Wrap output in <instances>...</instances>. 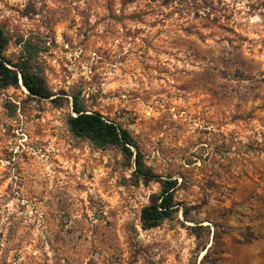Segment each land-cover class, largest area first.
<instances>
[{
  "label": "rangeland",
  "instance_id": "rangeland-1",
  "mask_svg": "<svg viewBox=\"0 0 264 264\" xmlns=\"http://www.w3.org/2000/svg\"><path fill=\"white\" fill-rule=\"evenodd\" d=\"M0 25L63 97L0 88V264H264V0H0ZM75 93L178 179L188 219L142 228L160 184L73 134Z\"/></svg>",
  "mask_w": 264,
  "mask_h": 264
},
{
  "label": "trees",
  "instance_id": "trees-1",
  "mask_svg": "<svg viewBox=\"0 0 264 264\" xmlns=\"http://www.w3.org/2000/svg\"><path fill=\"white\" fill-rule=\"evenodd\" d=\"M10 36L0 25V88L19 86L21 83L33 97L50 99L59 106L63 105L62 96H55L50 89L46 76L34 56L33 44H28L17 60L6 55L10 44ZM72 109L68 118L70 130L77 137L90 140L97 148L114 146L118 148L127 163L132 167V174L136 183L158 182L159 191L149 196V201L141 209L140 221L143 229L160 226L165 220L173 218L180 211L186 219L194 206H183L176 199L179 189L177 178L163 177L147 164L145 154L129 129L115 120L106 118L101 112L89 110L80 94L72 95ZM199 244L204 239V231H210L208 225L195 224L190 226ZM249 241V240H248ZM207 248L202 261L210 256L211 246ZM197 264V263H194Z\"/></svg>",
  "mask_w": 264,
  "mask_h": 264
}]
</instances>
